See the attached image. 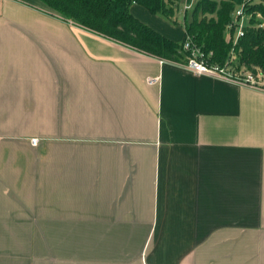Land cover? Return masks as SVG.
Instances as JSON below:
<instances>
[{"label":"crops","instance_id":"crops-1","mask_svg":"<svg viewBox=\"0 0 264 264\" xmlns=\"http://www.w3.org/2000/svg\"><path fill=\"white\" fill-rule=\"evenodd\" d=\"M21 2L25 23L0 1L24 38L0 40V264H264V90Z\"/></svg>","mask_w":264,"mask_h":264},{"label":"trees","instance_id":"trees-1","mask_svg":"<svg viewBox=\"0 0 264 264\" xmlns=\"http://www.w3.org/2000/svg\"><path fill=\"white\" fill-rule=\"evenodd\" d=\"M39 1L65 21L159 60L185 61L190 52L183 46L189 40L192 48L202 50L210 65L225 66L233 51L237 68L254 72L258 68L264 73V0H196L191 9L184 10L182 24L177 18V0ZM134 4L172 25L181 24L182 40L174 41L142 22L131 11ZM241 6L250 18L244 36L234 45L226 39L227 27Z\"/></svg>","mask_w":264,"mask_h":264},{"label":"built area","instance_id":"built-area-1","mask_svg":"<svg viewBox=\"0 0 264 264\" xmlns=\"http://www.w3.org/2000/svg\"><path fill=\"white\" fill-rule=\"evenodd\" d=\"M195 1L196 0H192V2ZM192 2H189L185 6V10L192 8ZM249 18V16L244 14V6H241L236 10L232 22L227 27V41H231L234 45L237 44L238 40L244 36L245 27ZM183 49L190 52L185 61L181 63H167L181 66L197 76H209L225 82L244 85L258 90H264V73L258 68L255 69V72L246 70L245 68H237V66L234 64L236 61V55L233 51L231 52V56L227 64L225 66H218L210 65L202 50L199 48H192L189 40L184 43ZM160 61L166 62L164 60ZM157 79L158 78H151L149 79L148 83L153 84L157 81ZM39 142L40 139L38 138H33L31 140L33 146H37Z\"/></svg>","mask_w":264,"mask_h":264},{"label":"rangeland","instance_id":"rangeland-1","mask_svg":"<svg viewBox=\"0 0 264 264\" xmlns=\"http://www.w3.org/2000/svg\"><path fill=\"white\" fill-rule=\"evenodd\" d=\"M1 1V3H3L4 4V6H9L8 8H9V13L11 14L10 16H12L13 15V17L14 18H9V19H14V20H16L15 21V23H17V21L19 22L20 20L21 21H23V23H25V21H27V19L26 18H22L21 17V13H19V15L20 16H16L14 13H12V11H14V9L13 8H17V10H22V8L23 7H25L24 6V4H22V2L21 1H26V0H0ZM178 1V3H179V10H178V12H177V18H178V20H179V22L182 24V20H183V13H184V10H185V6L189 3V1L188 0H177ZM191 2H192V0H191ZM193 3V5H194V3L195 2H192ZM14 6V7H13ZM23 6V7H22ZM26 6L27 7H25V8H30V5H27L26 4ZM6 8L4 7V12H6ZM48 11H49V9H47ZM51 12V11H50ZM45 16V15H44ZM25 17V16H24ZM257 18L258 19H261L262 17L260 16V15H257ZM2 23L3 24H6V22H4V21H2ZM20 23V22H19ZM69 23V22H68ZM71 23V22H70ZM22 24V23H21ZM73 24V23H72ZM181 24L179 25L180 27H181ZM263 26H264V23H263ZM16 30H18V29H16ZM9 34H10V37H9V35H1V37H0V40H3V41H8V40H18V41H24L23 39V37L19 34V33H17V32H15V31H9ZM33 39H31L30 38V41H32ZM36 41H37V39H36Z\"/></svg>","mask_w":264,"mask_h":264}]
</instances>
